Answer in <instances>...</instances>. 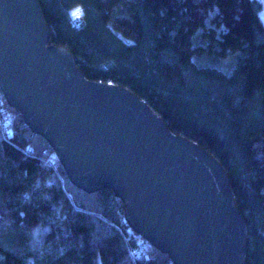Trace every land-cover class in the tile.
I'll return each mask as SVG.
<instances>
[{"label": "trees", "instance_id": "1", "mask_svg": "<svg viewBox=\"0 0 264 264\" xmlns=\"http://www.w3.org/2000/svg\"><path fill=\"white\" fill-rule=\"evenodd\" d=\"M40 4L51 42L69 48L86 77L129 88L220 161L248 225L246 264H264L262 1ZM2 100L12 121L0 124V264H174L130 228L112 189L73 184L47 140Z\"/></svg>", "mask_w": 264, "mask_h": 264}, {"label": "water", "instance_id": "2", "mask_svg": "<svg viewBox=\"0 0 264 264\" xmlns=\"http://www.w3.org/2000/svg\"><path fill=\"white\" fill-rule=\"evenodd\" d=\"M0 89L70 181L112 189L130 228L174 264H246L248 225L224 166L129 88L86 77L51 42L40 0H0Z\"/></svg>", "mask_w": 264, "mask_h": 264}, {"label": "built area", "instance_id": "3", "mask_svg": "<svg viewBox=\"0 0 264 264\" xmlns=\"http://www.w3.org/2000/svg\"><path fill=\"white\" fill-rule=\"evenodd\" d=\"M74 23H76V25L79 26L81 23L80 17H77L74 20ZM11 121H12V114L10 113V111L5 106V104L2 100V91L0 89V124H2L3 122L10 123ZM131 236H132V231L131 232L129 231V237H131ZM144 248H145L144 244L141 242L136 249L132 250V253L135 256H140L142 251L144 250Z\"/></svg>", "mask_w": 264, "mask_h": 264}, {"label": "rangeland", "instance_id": "4", "mask_svg": "<svg viewBox=\"0 0 264 264\" xmlns=\"http://www.w3.org/2000/svg\"><path fill=\"white\" fill-rule=\"evenodd\" d=\"M261 1H262V4H263V8H262V11H261V16H262V19L264 20V0H261ZM201 62H203V63H211L210 60H204V61H201ZM229 63H230L229 60H225V61L221 62V64L226 65L227 67L229 66ZM213 64L218 66V67H220V68H222L223 70H225L227 72L231 71V69L224 68L223 66L219 65V63H217L216 61L213 62Z\"/></svg>", "mask_w": 264, "mask_h": 264}]
</instances>
